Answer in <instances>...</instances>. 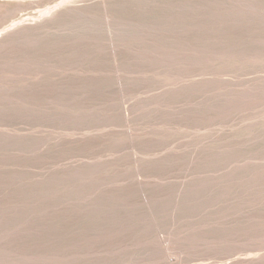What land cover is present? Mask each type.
<instances>
[{"label":"rangeland","instance_id":"1","mask_svg":"<svg viewBox=\"0 0 264 264\" xmlns=\"http://www.w3.org/2000/svg\"><path fill=\"white\" fill-rule=\"evenodd\" d=\"M98 1L37 46L38 97L0 59V264H264V0H114L117 47Z\"/></svg>","mask_w":264,"mask_h":264},{"label":"bare ground","instance_id":"2","mask_svg":"<svg viewBox=\"0 0 264 264\" xmlns=\"http://www.w3.org/2000/svg\"><path fill=\"white\" fill-rule=\"evenodd\" d=\"M160 1L161 0H139L138 3L153 6V5H157ZM123 2H126V0H120V2H117V3L122 4ZM73 3H74L73 0H62L59 4H57L53 8H48L42 11L39 17L35 20H31L29 22L25 20L20 23H12L8 27L1 29L0 30V59H2L5 56H8V58L11 59L12 56L16 53V51L19 48L20 49L23 48L24 55H25L24 62L26 63L28 68L32 69L37 63L39 57L41 56V52L37 49L38 45L47 43V41H50L51 38H58L59 40H61V38H71L72 40L74 38H77L80 40L84 39L85 38V35L83 36L84 30H85L84 26H81V25L74 26L72 24H69L68 22L65 21L66 20L65 17L82 12L83 11L82 9H88L89 11H93L94 10L93 3L83 6L85 8L81 6L80 7L72 6L71 4ZM113 3H114V0H99L98 1V5L101 11L104 12L103 16L105 18L104 19L105 20V30L109 38L111 39V42L114 44L115 47H117L116 45L117 28L114 25V20H113L114 14L112 12L114 8ZM68 4L71 6H67ZM62 5H64L63 8H60ZM151 28L155 29L154 26H151ZM160 29L163 31H166L168 29V24L164 23V25L161 26ZM166 34L167 32L165 33L163 32V37H162L163 39L167 37ZM64 42H67V40ZM33 72L34 71L32 69V72L30 74H32L31 78L33 80L31 78L27 79V82L29 80H32L31 84L29 83L30 82L29 81L28 83L30 85L28 84V86H26L27 82L25 85L26 93L30 97V99L38 97L43 91L45 92L47 89L51 88L43 84L42 76L38 75V76L33 77V74H34ZM240 96L242 95L240 94ZM237 99L240 100L241 98H237ZM245 104L250 105L249 103H245ZM27 108H29V111L31 112L37 111V109L32 108L31 105H28ZM197 113L198 112H196L194 115V118L196 120L199 119V115ZM167 247L168 246H166L165 249ZM175 258L177 257L173 256L172 259L174 260ZM239 261H243V260H239Z\"/></svg>","mask_w":264,"mask_h":264}]
</instances>
